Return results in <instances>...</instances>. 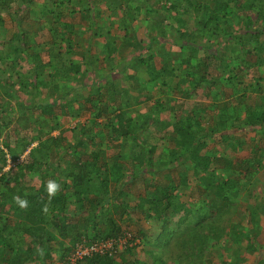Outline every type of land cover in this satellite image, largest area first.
<instances>
[{
    "label": "trees",
    "instance_id": "1",
    "mask_svg": "<svg viewBox=\"0 0 264 264\" xmlns=\"http://www.w3.org/2000/svg\"><path fill=\"white\" fill-rule=\"evenodd\" d=\"M18 1L21 13L10 19L14 30L5 37L10 45L0 51V264H54L50 252L57 238L49 227L65 239L74 233L69 238L71 245L59 246L61 263L72 254L80 237L91 242L126 237L127 228L113 220L116 214L130 215L136 222L147 219L161 222V230L153 241L155 251L148 252V264H213V254L219 264H246L240 250L231 249L232 259L228 260L224 249L230 241L242 242L240 234L248 231L249 226L245 227L236 213L242 194L251 197L255 183L252 172L261 164H253L255 154L244 164L236 158L233 161L213 156L206 152L205 140L217 136L222 137L220 142L229 140L225 132L241 126L238 112L243 101L250 103L245 107L249 112L258 107L257 97L252 93L263 92L259 84L262 75L260 65L251 64L250 59L264 54V14L263 21L257 19L261 29L254 27L251 14L264 10V0L259 5L255 3L258 0H153L157 7L145 6L148 18L162 10L173 23L167 28L162 26L159 32L153 31L147 43L136 36L133 40L127 38L130 26L127 19L121 37L110 36L104 26L99 31L107 41L98 56L91 48L82 52L72 45L73 36H80L77 26L82 25L81 18H87L94 26L91 8L71 11L66 21L62 12L68 13L71 4L80 0H0V6L13 14L12 5ZM49 1L52 8L47 5ZM103 1L107 0H98ZM37 2L45 5L38 13L33 8ZM123 2L130 0H111L118 8ZM177 10L182 14L175 17L172 12ZM32 15H38L37 19L32 20ZM4 25L0 17V27ZM87 43L91 46L89 40ZM165 44L186 51V59L172 62L169 53L162 56L153 53L156 45ZM122 47L131 48L130 62L136 60V69L145 77L143 89L136 88L140 94L124 87L121 79H112L110 74L98 79L87 77L99 56L112 60ZM52 50H57L61 57L54 56ZM201 51L204 54L199 57ZM126 69L124 65L122 73ZM246 77L255 81V85L246 86ZM127 78L137 83L140 80L137 75ZM59 84L63 90L69 87L65 96L72 97L55 98L52 102L44 99L49 93L48 86L56 88ZM152 87L167 92L166 105L155 101L141 124L135 107L141 103V91H145L143 95L147 98L142 104L148 103L146 90ZM200 90L205 93L206 102L212 103V112H208L203 101L194 102ZM12 102L15 108L8 107ZM230 106L237 110L234 115L232 110L228 111ZM82 112L89 114L84 123L73 128L61 127L62 117L73 120ZM14 118L26 121H20L22 129L38 130L33 138L16 141L11 147L5 130ZM168 119L173 120L172 124L168 122L171 130L162 138L174 148L167 159L161 158L155 164L152 156L156 145L146 151L141 143L149 142L151 136L145 131L150 124L158 123L159 132L165 134ZM99 120L104 122V139L93 131ZM210 121L213 124L208 126ZM247 123L263 126L264 113L259 116L251 111ZM55 132L58 134L53 136ZM145 134L142 141L140 136ZM119 140L130 141L129 153L108 159L105 149ZM34 142L37 146L20 162ZM238 148L239 143L233 146V153ZM8 160L14 163L12 167ZM93 175H98V180ZM36 176L39 183L35 182ZM111 183L118 185L113 202L108 196ZM182 188L190 190L185 203H179L175 195ZM68 196L77 207L76 215L86 214L74 232L66 228L68 218H72L67 212ZM131 198L134 204L127 203ZM109 205L112 211H105ZM5 207L17 216L16 221L4 217ZM243 210L247 213L243 217L252 228L250 234L262 232L259 219L264 203H249ZM101 213L106 215L104 224L98 223ZM131 235L126 247L115 257L105 253L76 264H147L136 258V249L145 241L146 234ZM251 236L244 243L245 253L263 257V246ZM33 251L37 252L34 258ZM254 264L264 262L257 260Z\"/></svg>",
    "mask_w": 264,
    "mask_h": 264
},
{
    "label": "rangeland",
    "instance_id": "2",
    "mask_svg": "<svg viewBox=\"0 0 264 264\" xmlns=\"http://www.w3.org/2000/svg\"><path fill=\"white\" fill-rule=\"evenodd\" d=\"M121 2V0H116V2ZM164 2L166 0H163ZM163 2V3H164ZM260 0L256 1V5H259ZM47 5L52 8L53 4L51 3V1L47 2ZM146 5H152L154 7H157V3L154 2L153 0H130L129 3H121V6L118 8V6H116L115 4L111 3V0H107L106 2H101L99 3L98 0H80L75 1L71 4V6L69 7V11L67 12H62L63 15H65V19L66 21H69L68 16L69 13H71V11H76L78 12L77 9H79L80 11L83 10V8H91L93 9L94 14L91 15L93 16V23L94 26L92 27L90 22L88 21V19H83L81 24L77 26L78 31H79V37L76 38V36H73V46H78L80 47V51H85V49H89L91 48V51H93V53L95 55H99L100 54V49L102 47V44L105 43V41H107V38L105 36H101L99 29L102 27H106L105 29H108L109 31V35L112 36H116V34L120 36V31L122 32L123 26H124V19L130 23V26L128 27V39L133 40L134 36H136L140 41H144L145 43H147L148 38L152 36V32L153 31H160L162 29V26L167 28L169 27V25L171 23H173V20H167L168 19V14L162 10H159L157 15H151L150 18H148V15L146 13L147 9L145 8ZM44 3H40L37 2L36 4L33 5V8L37 11L36 13H38L39 11H41V9H43ZM168 6V4H167ZM20 7L21 4L20 2H15L12 5V9H13V14L11 13V11L9 12L8 10H5V8H2L0 6V17L4 20L5 25L3 27H0V51L6 49L9 47V43L8 41L5 40L6 35H9V32H12L14 30V26L11 23L10 19L14 17H18L20 15ZM138 8L139 10H136ZM62 11H65L62 10ZM10 13V15H9ZM173 16L177 17L178 14H182L181 10H177L172 12ZM264 14V10H262L261 12H257L254 11V13L251 14V17L253 19V21H255V25L254 27L256 29H261V24L260 22L257 21V19H261L263 17ZM31 19H37L38 15H32L30 16ZM64 18V17H63ZM61 21H63L61 19ZM65 21V20H64ZM45 25V24H44ZM11 30V31H10ZM106 31V30H104ZM105 33V32H104ZM158 34V33H157ZM165 39V38H164ZM79 40H82L79 41ZM87 40H89L91 46H88ZM52 53H55L54 56L58 57L61 55L58 54L57 50H52ZM131 48H126V47H122L118 50L117 55L112 59V60H108L103 58L102 56H99L97 59L96 64L94 65V68L92 70V72H88L87 73V77L88 78H94V79H98L100 77H106L108 74H110L112 76V79L114 78H119L122 81V85L124 87H129V88H133L134 92H138L137 86H140V90L143 89L144 85L146 84V80L145 77L140 76L141 73L139 72V70H137L136 68L138 66L136 60L131 61L130 62V55H131ZM153 53L159 56H162L163 54L169 53L167 54L170 58V60L172 62H178V61H182L183 59L185 60L187 57V52L186 51H182L180 49H178L177 47H173L169 44H165L163 46H155L153 48ZM204 53H202V51L199 53V57H202ZM58 55V56H57ZM59 58V57H58ZM81 56L79 57V60L81 61ZM61 59V58H60ZM250 63L251 64H259V71L262 73L261 75H264V54H262L261 57H252V59H250ZM158 63V60H157ZM124 65L127 66V69L124 73H122V68L124 67ZM85 67L89 68L90 66L86 65ZM19 69H21V71H25V68L19 67ZM136 76L140 79L138 81V83L135 80L132 79H128L127 76ZM177 78L174 81V84L178 82ZM248 81H250V77H246L244 78V83L246 84ZM69 88V87H67ZM67 88L65 90H63L62 88H60V84L56 86H48V88L46 89L49 93L48 95H46L44 97V99H47L48 101L52 102L53 99L58 98V99H63V100H68V98H71L72 95H68L65 96L67 93ZM57 91V92H56ZM202 90H200V94L197 96H194V102H202L204 103V107L207 108L208 112H212L214 109V107L212 106V103H207L205 100V93L201 92ZM146 92L149 94V100L148 103L149 106L147 104H142L145 101H147V98L145 95V91H141L142 94V98L139 100V102H141L140 104H138L135 107V110L137 112V119H140L139 121L141 122V124L143 123V121H145V116L146 113L148 111H150L149 107H152L151 105L155 103V101H160L162 102L164 105L165 104V99L167 96V92L164 89H158V88H150L148 91L146 90ZM139 93V92H138ZM55 94V95H53ZM86 95V93H84ZM137 93H135L134 95H136ZM140 94V93H139ZM143 99H145L144 101H142ZM60 102V100H59ZM138 102V103H139ZM180 101H178L179 103ZM235 104V102H233V105ZM8 107H13L14 103H10V105ZM238 109V108H237ZM232 110V111H231ZM228 111L232 112V115H234V112L237 111L236 108H234L233 106H230L228 108ZM239 113V112H238ZM207 114H203V117H205ZM154 116V115H153ZM87 119H89V114L87 112H82L81 116L70 120L67 117H62L60 120V125L62 128H73L76 124H82L84 123ZM21 120L17 121L16 118L13 119V123L5 130L6 133V137L9 138L10 141V145L11 147H14V144L16 143V141H21L22 139H31L35 136L36 132H37V128H30V129H22L21 127H19V123ZM22 123H25L26 121H21ZM139 122V123H140ZM169 123H173V120L168 119L167 121V129H166V133H161L159 132L160 130V125L158 123L155 124H150V126L147 128V130L145 131L146 134L150 135V139L149 142H142L141 146H143L145 148L146 151H148V149H150V147L152 145H156V151L152 156V160L153 163L157 164L161 158L167 159V154L173 150L174 145L172 143H168L166 142L163 138L162 135L167 136V133L170 132L171 130V125L168 124ZM213 124V121H210L208 123V126H211ZM104 126V122L102 120H99L97 122V125L94 126V133L98 138H102L104 139L105 137V128ZM4 133V134H5ZM58 133L55 132L53 133V136H56ZM145 135L140 136L142 141L145 138ZM237 137V136H236ZM235 137V138H236ZM220 138L217 136V138L215 137V139H206L205 143H206V147L205 150L207 153L212 154L213 152L215 154H226L225 152V148L223 147L224 143H228L232 140V136L229 137L228 141L225 142H219ZM70 139V138H69ZM243 139V138H242ZM215 143V144H214ZM112 147H108L105 149L107 158L110 159L113 155L115 154H121V155H126L129 153V146H130V141H123V140H119V141H113L111 143ZM37 146V143L34 142L32 143L28 150L20 157L19 161L21 162L26 155H28L29 150L33 149ZM217 154V155H218ZM220 156V155H219ZM48 155L45 156V159L48 160ZM9 159V158H8ZM236 159H238V161L242 164H244V162H242V160L237 157ZM26 161L29 162L30 160H28L26 158ZM43 161V160H42ZM128 162H130V160H128ZM16 163V162H15ZM18 163V162H17ZM16 163V164H17ZM8 165L9 167H12V165H14V163L11 160H8ZM7 167L6 170L9 168ZM263 165L262 167L259 169V171L263 170ZM43 169V168H42ZM45 169V168H44ZM43 169V171H44ZM5 170V171H6ZM261 174V173H260ZM35 177V176H34ZM259 177V176H258ZM92 178L94 180H98L99 176H92ZM260 181H256V185H254V187L251 189V193L250 196L248 197L247 195L242 194L241 198L239 199V204H240V208L239 210H237L236 213V217L237 219H239V221H244V225L245 227L249 226L247 228V232H243L242 234H240V240L242 242H238V243H232L231 241L228 243V246L225 247L224 249V254L225 257L228 260L232 259L231 256V249H237L240 250L242 252V257H244V260L246 261V264H254L257 260L258 261H263L264 262V256H260L259 254H255V253H245V245L244 243L246 242L247 238H252V240H254L257 244L259 243L264 251V221L259 222L260 227H262V232L260 231L259 233L256 232V234H250V231L252 228H250V224L248 223L247 219H244L243 215H245L247 217V213L246 211H244V207L247 204H252L255 205L258 202L263 201L261 198L264 197V174H263V178H259ZM35 182L39 183V176H36L35 178ZM261 182V183H260ZM118 185L115 184H110L109 186V193L108 196L111 200V202H113L112 198L115 196L116 190ZM138 189L137 187H135L133 189L134 194L136 195L135 190ZM190 190H183L179 189L176 192V197L179 199L178 202H186V199H188V195H189ZM69 197V196H68ZM68 199H70L69 202V206H68V213L70 215H72V218L69 217L68 219H70V222H67V226L66 228L68 230H70L71 232H74V230H76L77 226L79 225L78 223H80L82 220H84V218L86 219V214L84 215H76L77 213V207L75 205V203L73 202V200L69 197ZM251 199V200H250ZM134 201V198H131L130 200L127 201V203H131ZM135 202H133L134 204ZM188 204V203H187ZM112 211V207L106 206V210ZM8 207H5V211H4V216L9 217L10 221L14 222L17 219V216H15V214L9 213L8 212ZM264 213H261L260 215L262 216ZM8 218V219H9ZM113 220H115L116 224L121 226V227H125L127 228L128 234L129 235H137L138 232H143L146 234L147 238L145 239V241L141 242V246L139 248H137L136 250V258L139 259L141 262H145V263H149V255L148 252L150 251H155V246L153 241L156 239V237L158 236L160 230H161V222L157 221V220H153V219H147V220H142L140 222H136L134 218H132L130 215H125L123 217H121L119 214H116L113 216ZM72 222V223H71ZM106 222V215L101 213L100 218L98 219V223L99 224H104ZM49 227V226H48ZM49 231H51L57 238V240L54 241V243L52 244V249L53 251L50 252V255L53 256V259H55L54 264H61V261L59 260L60 256H61V249L59 248V246L61 245H66L69 246L71 245V241L69 240V238L74 234H70L68 236H66L68 239H65L64 236H61L60 234H58V232L54 229H52L51 227L48 228ZM255 230V229H253ZM131 235V236H132ZM138 243V241H136ZM25 248V246L23 247ZM264 254V253H263ZM37 255L36 251L32 252V257L34 258ZM213 259V264H219L220 260L218 259V257H216V254H213L212 256ZM27 264H32L31 262H28ZM170 264H173L172 262Z\"/></svg>",
    "mask_w": 264,
    "mask_h": 264
},
{
    "label": "crops",
    "instance_id": "3",
    "mask_svg": "<svg viewBox=\"0 0 264 264\" xmlns=\"http://www.w3.org/2000/svg\"><path fill=\"white\" fill-rule=\"evenodd\" d=\"M102 45H104V43ZM251 83L253 85H255V81L252 82L251 78H250V81H248L246 83V86H248V84H251ZM259 84L261 86L260 88H262L261 91H263V92L255 91L252 93L253 96L256 95L255 97H257L256 105L258 107H254L251 111L257 112L258 115L260 116L262 113H264V102H263V100H264V75H262V80H261V82H259ZM248 93H251V92H248ZM259 94L262 96L259 97L258 96ZM242 103H244L245 105L242 104L241 110H240L239 115H238L239 124L241 126L239 128H234V129L230 128L225 132L226 135H229L230 137L232 136V140L228 143H224V145H223V147L225 148L226 154H224V153L218 154L217 153L218 154L217 155L213 152L212 155L213 156H215V155L219 156L220 155L224 158H230L233 161L235 158L239 157L242 160V162L245 161L248 163V161L252 158V155L255 154L256 155L255 156L256 161L253 164H257L259 162L261 164V167H262V165L264 167V153H263V155H261L262 152H264V125L263 126H257V125H251V124L247 123V118L250 117L251 111L249 112L245 108L246 104L248 103L247 101L246 102L243 101ZM248 105H250V103H248ZM212 139H215V137H213ZM237 143H239V148L236 152L233 153V146ZM260 168L257 167V169H254V171L252 172L253 173L252 181L255 182L254 185H256L257 180L260 181L259 178H263L264 168H263V170L259 171ZM261 199L263 200L261 202L264 203V197ZM262 213H264V210ZM4 217H6V216H4ZM260 220L264 221V214L260 217Z\"/></svg>",
    "mask_w": 264,
    "mask_h": 264
},
{
    "label": "built area",
    "instance_id": "4",
    "mask_svg": "<svg viewBox=\"0 0 264 264\" xmlns=\"http://www.w3.org/2000/svg\"><path fill=\"white\" fill-rule=\"evenodd\" d=\"M129 234L126 237L118 239L88 241L85 237H80L73 246L72 254L69 255L61 264H76L80 260L94 255H102L109 253L111 257H115L117 253L122 252L126 247Z\"/></svg>",
    "mask_w": 264,
    "mask_h": 264
}]
</instances>
